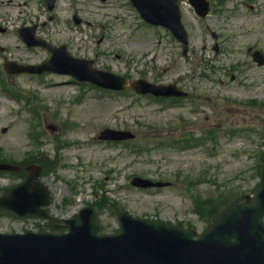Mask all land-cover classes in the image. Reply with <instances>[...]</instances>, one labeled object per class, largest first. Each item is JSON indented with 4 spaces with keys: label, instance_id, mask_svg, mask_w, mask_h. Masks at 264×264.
<instances>
[{
    "label": "rangeland",
    "instance_id": "rangeland-1",
    "mask_svg": "<svg viewBox=\"0 0 264 264\" xmlns=\"http://www.w3.org/2000/svg\"><path fill=\"white\" fill-rule=\"evenodd\" d=\"M183 1L188 60L166 31L143 24L126 0H56L52 12L41 0H0V149L15 161L40 151L49 160L57 156L64 168L43 176L52 195V215L66 218L92 203V181L97 180L98 196L107 192L110 203L115 201L132 216L190 224L201 233L208 223L193 212L192 196L201 206L221 195H250L256 186L258 155L264 151V106L257 109L250 101L264 103V66L256 67L246 49L264 53V0H212L205 21ZM74 13L80 25L73 23ZM24 26H35L36 36L65 45L74 56L93 59L100 70L175 82L190 97L169 104L132 92L77 86L64 76L10 78L2 68L5 60L40 64L50 56L43 48L24 45L16 33ZM211 31L221 37L218 55ZM10 92L18 93V99ZM33 114L39 121L36 142L41 149L28 139ZM107 127L130 130L136 139L122 145L97 142L99 129ZM212 128L214 135L204 133ZM187 138L185 143L176 141ZM163 139L168 143L157 146ZM134 176L172 185L140 190L131 186ZM16 179L0 177V194ZM99 223L102 233L119 228L109 208L100 212ZM39 227L45 223L38 219L0 216V232Z\"/></svg>",
    "mask_w": 264,
    "mask_h": 264
},
{
    "label": "water",
    "instance_id": "water-1",
    "mask_svg": "<svg viewBox=\"0 0 264 264\" xmlns=\"http://www.w3.org/2000/svg\"><path fill=\"white\" fill-rule=\"evenodd\" d=\"M131 1L143 19L173 29L178 19V0ZM52 4L50 0V9ZM52 53L46 64L48 70L112 87L101 84L102 76H110L92 70L91 63L70 58L63 48L52 49ZM46 204L43 188L35 176H30L0 200V209L41 215L45 212L38 207ZM263 215L264 172L253 199L237 202L199 240H193L190 232L134 221L122 214L119 235L96 237L93 212L87 209L75 219L64 221L69 228L66 234H0V264H264V226L260 222Z\"/></svg>",
    "mask_w": 264,
    "mask_h": 264
}]
</instances>
